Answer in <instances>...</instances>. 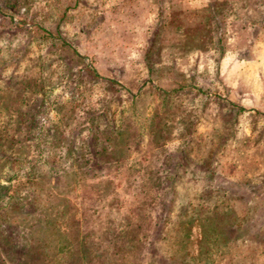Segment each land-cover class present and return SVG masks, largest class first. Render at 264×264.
<instances>
[{
    "label": "rangeland",
    "instance_id": "obj_1",
    "mask_svg": "<svg viewBox=\"0 0 264 264\" xmlns=\"http://www.w3.org/2000/svg\"><path fill=\"white\" fill-rule=\"evenodd\" d=\"M154 2L0 0V264H264L263 52Z\"/></svg>",
    "mask_w": 264,
    "mask_h": 264
},
{
    "label": "crops",
    "instance_id": "obj_2",
    "mask_svg": "<svg viewBox=\"0 0 264 264\" xmlns=\"http://www.w3.org/2000/svg\"><path fill=\"white\" fill-rule=\"evenodd\" d=\"M145 1L149 2L152 7L160 9L157 4H154L155 0ZM239 4L242 5L238 10L237 5ZM163 10L165 11V24L168 23L167 20H170L171 13H177L181 17V27H178V31L181 32L189 30L198 33L207 30L209 23L203 17L207 13L210 16H214L215 20H217V26L219 25L221 29L224 27L227 35L229 34V48L226 49L223 63L229 65L233 63L259 62V58L255 56L240 54L247 50L245 49L247 47L251 51L254 48H260L264 55V32H261L264 30H261L260 34H253V28L264 27V22L259 21V19L254 21L252 17L250 18L251 9L247 5V0H165ZM219 15H221L220 21L218 20ZM194 18L197 19L195 20Z\"/></svg>",
    "mask_w": 264,
    "mask_h": 264
},
{
    "label": "trees",
    "instance_id": "obj_3",
    "mask_svg": "<svg viewBox=\"0 0 264 264\" xmlns=\"http://www.w3.org/2000/svg\"><path fill=\"white\" fill-rule=\"evenodd\" d=\"M208 22V21H207ZM219 26V25H218ZM92 75L95 77V78H98V75L95 73V71H92ZM69 150V149H68ZM69 153L72 154L73 153V150H69ZM81 157V156H80Z\"/></svg>",
    "mask_w": 264,
    "mask_h": 264
}]
</instances>
